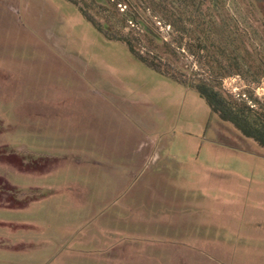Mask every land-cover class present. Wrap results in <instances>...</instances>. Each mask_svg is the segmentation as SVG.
<instances>
[{
  "label": "rangeland",
  "instance_id": "374dc122",
  "mask_svg": "<svg viewBox=\"0 0 264 264\" xmlns=\"http://www.w3.org/2000/svg\"><path fill=\"white\" fill-rule=\"evenodd\" d=\"M84 1L264 115V0ZM0 183L33 223L0 264H264V148L68 0H0Z\"/></svg>",
  "mask_w": 264,
  "mask_h": 264
},
{
  "label": "trees",
  "instance_id": "16d2710c",
  "mask_svg": "<svg viewBox=\"0 0 264 264\" xmlns=\"http://www.w3.org/2000/svg\"><path fill=\"white\" fill-rule=\"evenodd\" d=\"M68 1L74 4L99 32L109 39L124 42L135 58L158 73H161L186 87H191L197 90L201 97L206 100L212 111L218 114L222 120L232 123L243 133V135L255 140L262 148H264V115L254 112L252 108L246 105L238 104L232 99V97L226 95L224 91L215 86L208 85L207 83H194L186 77L169 69L165 64L155 62L149 57H146L135 48L132 42L115 33V31L111 29L110 24L95 16L84 0ZM4 185L5 184L0 183V195H5L8 202L3 206L11 208L23 207L22 204L17 203L16 199L18 197L20 198V196L17 195L18 192H14L15 187L13 188V186L10 185L12 189L6 190L3 187Z\"/></svg>",
  "mask_w": 264,
  "mask_h": 264
},
{
  "label": "crops",
  "instance_id": "0c3cea01",
  "mask_svg": "<svg viewBox=\"0 0 264 264\" xmlns=\"http://www.w3.org/2000/svg\"><path fill=\"white\" fill-rule=\"evenodd\" d=\"M29 146L26 144V148ZM18 187L14 183V186ZM20 188V186H19ZM23 188V187H22ZM26 192L20 194V198H25ZM27 196V195H26ZM29 207H16L11 208L0 205V260L1 251L9 252L8 259L14 261L22 254L20 247L26 245L28 240V234L31 232L30 229L33 227V223L28 218ZM9 231L4 233L3 231ZM7 240L8 245L2 244ZM5 257V255L3 256ZM25 258V256L20 257Z\"/></svg>",
  "mask_w": 264,
  "mask_h": 264
}]
</instances>
